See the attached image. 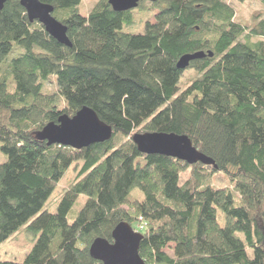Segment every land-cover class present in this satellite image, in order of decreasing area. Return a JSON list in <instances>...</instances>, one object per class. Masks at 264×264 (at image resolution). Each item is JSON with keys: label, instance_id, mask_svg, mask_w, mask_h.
<instances>
[{"label": "trees", "instance_id": "obj_1", "mask_svg": "<svg viewBox=\"0 0 264 264\" xmlns=\"http://www.w3.org/2000/svg\"><path fill=\"white\" fill-rule=\"evenodd\" d=\"M39 1L53 7L71 47L29 23L18 0L0 11V245L33 218L26 231L38 236L22 263L0 264H101L89 248L111 243L120 223L144 224V264H264V16L246 26L223 0H157L153 23L128 34L143 4L114 12L99 0L83 17L82 0ZM188 70L196 77L177 94ZM53 76L56 94H43ZM84 107L111 127L108 142L74 150L38 140ZM137 132L186 136L213 165L140 154ZM75 162L56 213H40ZM217 175L226 187L210 184ZM79 196L86 202L69 224Z\"/></svg>", "mask_w": 264, "mask_h": 264}, {"label": "water", "instance_id": "obj_2", "mask_svg": "<svg viewBox=\"0 0 264 264\" xmlns=\"http://www.w3.org/2000/svg\"><path fill=\"white\" fill-rule=\"evenodd\" d=\"M10 0H0V11ZM141 1L155 3L157 0H108L114 12L134 10ZM24 9L29 23H38L45 33L67 48L70 42L67 29L53 17V7L42 4L39 0H18ZM209 58L212 54H208ZM205 54L200 52L182 56L177 64L178 70H185L189 63L203 59ZM113 136L111 127L102 124L97 115L89 108H82L73 117L62 115L57 124L46 125L37 134L40 141L47 146L59 145L74 150H81L94 144L108 142ZM138 152L143 155H158L182 161L191 166L200 163L212 166L213 163L200 154L186 136L165 133H136L131 138ZM112 242L95 239L89 248V256L101 264H144L138 255L142 235L133 231L126 223L118 224L111 234Z\"/></svg>", "mask_w": 264, "mask_h": 264}, {"label": "rangeland", "instance_id": "obj_3", "mask_svg": "<svg viewBox=\"0 0 264 264\" xmlns=\"http://www.w3.org/2000/svg\"><path fill=\"white\" fill-rule=\"evenodd\" d=\"M99 0H82L81 3L76 7L79 15L86 17L89 12L93 9V7L98 3ZM227 5L233 8L235 12V21L241 23L242 25L251 26L252 24V15L259 14L264 16V10L261 7L258 0H246L243 3H238L234 0H223ZM149 7L145 9L146 13H133L132 20L133 25L130 27H123V31L128 34H142L144 32V26L146 22L153 23V15L155 11L148 10ZM61 13V14H59ZM58 14L56 13L55 17L64 16L69 12L60 11ZM63 13V14H62ZM16 57V54L9 55V60ZM196 75L192 71H186L183 74V77L180 79L178 86V93L186 88V86L190 83L192 79H195ZM43 94L46 95H54L57 92L55 77H50L43 85ZM139 133V132H137ZM136 134V133H135ZM144 134V133H143ZM6 157L0 153V170L6 165ZM81 162H75L71 165V167L65 172L60 181L56 184L54 191L51 196L45 202L40 213H49L54 214L57 211V206L64 196L65 192L74 184L77 179L78 170L81 167ZM188 172H185L180 177V183L184 181L187 177ZM210 184L216 188L226 187L227 182L220 176L213 177L211 179ZM86 202L85 196H79L73 205L72 209L67 215V222L69 224L73 223L75 218L77 217L79 211L82 209ZM39 213V214H40ZM34 219V218H33ZM33 219H31L28 223H30ZM27 224L22 226L16 233L11 235L5 242L0 245V262H16L22 263L25 256L31 250L33 244L35 243L38 236H34V234L26 231ZM169 256L172 255L170 249L166 250Z\"/></svg>", "mask_w": 264, "mask_h": 264}, {"label": "flooded vegetation", "instance_id": "obj_4", "mask_svg": "<svg viewBox=\"0 0 264 264\" xmlns=\"http://www.w3.org/2000/svg\"><path fill=\"white\" fill-rule=\"evenodd\" d=\"M140 4H143L144 5V7L146 8H148V7H150L151 6V3L149 2V1H141L138 5H140ZM138 8V7H137ZM130 11H132V10H130ZM127 12V11H126Z\"/></svg>", "mask_w": 264, "mask_h": 264}, {"label": "built area", "instance_id": "obj_5", "mask_svg": "<svg viewBox=\"0 0 264 264\" xmlns=\"http://www.w3.org/2000/svg\"><path fill=\"white\" fill-rule=\"evenodd\" d=\"M144 228V224L143 223H139L137 226V230L141 231Z\"/></svg>", "mask_w": 264, "mask_h": 264}]
</instances>
